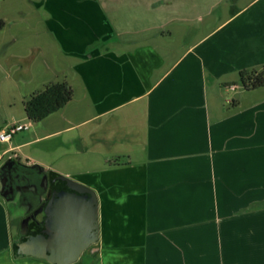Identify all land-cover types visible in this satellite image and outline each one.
<instances>
[{"label":"crops","instance_id":"1","mask_svg":"<svg viewBox=\"0 0 264 264\" xmlns=\"http://www.w3.org/2000/svg\"><path fill=\"white\" fill-rule=\"evenodd\" d=\"M133 1L38 0V43L22 54L23 36L0 40V73L38 78L26 102L52 84L73 93L0 145L79 133L72 160L27 158L42 171L15 165L16 180L44 183L38 207L61 176L95 193L99 241L74 264H264V87L240 80L264 68V0ZM28 54L43 65L20 69ZM9 205L0 195V264H51L15 256L34 225Z\"/></svg>","mask_w":264,"mask_h":264},{"label":"rangeland","instance_id":"2","mask_svg":"<svg viewBox=\"0 0 264 264\" xmlns=\"http://www.w3.org/2000/svg\"><path fill=\"white\" fill-rule=\"evenodd\" d=\"M36 1L38 0L0 1V20L5 21L7 25L5 26L7 27L6 30L4 28L5 31L3 30V33L0 32V40L2 39V42H4L5 39H8L9 36L13 34L23 36L21 42L13 45V49L19 53L22 52V54L26 52L29 47L35 46L39 41V38L37 37L39 33H37L38 30L36 29V23L41 19L42 14L35 7L34 2ZM127 1L131 3L134 2L133 0ZM248 2H250V0H238L237 6L240 7L246 5ZM231 5L233 6V2ZM223 16L225 18L227 16V12H225ZM31 27L33 28L32 30L30 29ZM196 27L197 26L194 25V28ZM210 28V26H206L203 30V34L210 30ZM191 38L193 39L195 36L191 37L189 29V41ZM180 43L178 45L179 49L181 48ZM4 44L5 43L2 44L3 49H5ZM30 55L31 54H28L23 61L21 60L19 63L20 69L23 68V66L35 67L43 65L40 56L38 57L37 54ZM31 78L32 74L30 72L26 73L25 70H20L19 73H0V127L4 128L6 124L15 125L21 119H23L24 123H31L29 119H27L26 100H28L31 95L38 90V88H41L38 85V78L36 77V80H31ZM39 123L40 122H37L34 127H36ZM11 125H8L6 128ZM31 131L32 129L16 134L14 136L13 145L16 146L21 141V138L30 135ZM78 134L79 133H71L61 138L59 137L49 140L44 139L41 140V143L22 149L21 151H12V159L5 156L2 163H0V195L2 198L10 201L9 206L11 209L15 208L12 209L16 210L13 212L15 217L19 215L25 216L26 214L31 216L33 215L34 217L38 215L40 216L42 212L41 210H38L39 201L43 195L45 196L46 189L45 185H43L44 183L39 179V177L34 175L31 183L32 185H29L26 189V193H24V187L22 188L20 182L16 180L17 170L15 165L20 164L22 167H37V170L35 171L41 173L42 168L40 166H36L35 164L29 166L26 159L32 158L39 163H52L57 162L59 158H63L64 153H66L65 160H72L73 156L71 154L80 149V142H78V140H74ZM62 141L65 144L61 149L60 147ZM85 145L86 148L93 149L92 139L89 138ZM58 147L60 150L59 153H50L51 150ZM6 148L7 145H0V154H2ZM1 177H3V179H1ZM29 218L30 217L24 221H29Z\"/></svg>","mask_w":264,"mask_h":264},{"label":"water","instance_id":"3","mask_svg":"<svg viewBox=\"0 0 264 264\" xmlns=\"http://www.w3.org/2000/svg\"><path fill=\"white\" fill-rule=\"evenodd\" d=\"M99 237L97 196L88 187L61 176L45 208L44 228L32 227L15 246L14 254L51 264H74Z\"/></svg>","mask_w":264,"mask_h":264},{"label":"trees","instance_id":"4","mask_svg":"<svg viewBox=\"0 0 264 264\" xmlns=\"http://www.w3.org/2000/svg\"><path fill=\"white\" fill-rule=\"evenodd\" d=\"M5 25V21L0 20V32ZM240 80L246 90H257L264 87V68L243 70L240 72ZM72 96L73 93L67 84H52L44 92L34 95L26 102L27 116L30 120L39 122L71 101Z\"/></svg>","mask_w":264,"mask_h":264},{"label":"built area","instance_id":"5","mask_svg":"<svg viewBox=\"0 0 264 264\" xmlns=\"http://www.w3.org/2000/svg\"><path fill=\"white\" fill-rule=\"evenodd\" d=\"M30 128L29 124H15L11 125L10 127L0 130V143L1 144H8L11 142L13 137L23 131H26ZM13 150H5L2 154H0V163L4 160L5 156H8L9 159H12Z\"/></svg>","mask_w":264,"mask_h":264},{"label":"flooded vegetation","instance_id":"6","mask_svg":"<svg viewBox=\"0 0 264 264\" xmlns=\"http://www.w3.org/2000/svg\"><path fill=\"white\" fill-rule=\"evenodd\" d=\"M48 200L46 201V203H44V206L41 205L40 207H38V210L39 211L41 210V212H42L40 216L38 215V216L34 217L32 215V217L29 218L30 221L32 220L31 224H33L34 226H37L39 228H44V220H45V213L44 212H45V208L47 206ZM40 218H41V220H40Z\"/></svg>","mask_w":264,"mask_h":264}]
</instances>
